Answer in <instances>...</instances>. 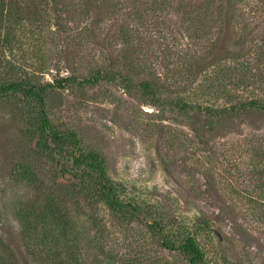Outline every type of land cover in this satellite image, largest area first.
Segmentation results:
<instances>
[{"label":"rangeland","instance_id":"374dc122","mask_svg":"<svg viewBox=\"0 0 264 264\" xmlns=\"http://www.w3.org/2000/svg\"><path fill=\"white\" fill-rule=\"evenodd\" d=\"M155 1L16 0L19 8L3 17L0 85L45 92L44 109L19 89L0 93L6 264H187L154 238V221L175 231L201 225L208 264H264V114L218 122L171 104L220 109L264 99V42L249 50L244 66L191 83L183 59L189 26L169 3ZM254 23L264 32V13ZM208 25L194 30L195 49L209 47L215 29ZM111 59L114 80L69 81L107 69ZM144 81L154 82L157 96L143 92ZM44 115L55 130L75 134L78 147L62 156L40 153ZM90 152L101 155L122 199L144 208L141 217L123 220L76 194L74 154Z\"/></svg>","mask_w":264,"mask_h":264},{"label":"trees","instance_id":"16d2710c","mask_svg":"<svg viewBox=\"0 0 264 264\" xmlns=\"http://www.w3.org/2000/svg\"><path fill=\"white\" fill-rule=\"evenodd\" d=\"M94 1L88 0V3L92 5ZM164 1L169 3L170 8H173L175 13L182 17L189 26L186 29L189 36L185 43L183 59L184 65L189 71V81L191 83L197 82L202 75L211 70L227 66L232 67L233 65H236V67L239 65L240 67L244 66V63L248 60L249 50L257 42H264V32L256 31L255 27L252 28V26L257 25L253 24L255 15L264 13V0ZM15 2L16 0H0L1 26L4 22L3 17H5V14L13 13L16 10V6L19 8ZM23 10L22 13L27 14ZM208 23L215 29L214 34H212V41L209 47H206V50L195 49V44L192 40L197 41L198 39L193 36V32L196 28L200 30L201 25H208ZM209 28L210 26L207 29ZM121 29H124V27ZM115 67L116 62L111 59L108 65L109 69H99L92 72L89 76L79 79V81L75 77H71L69 81L81 86L83 84L95 85L105 80H114L115 77L113 76L115 73L112 70ZM65 82L68 81L59 82L58 88H63ZM139 86L144 93L153 97L157 96L153 81L141 82ZM18 89L24 92L29 99L35 100L44 109V89L17 83L0 85V93H11ZM185 91L187 90L185 89ZM171 104L181 113L188 114L198 111L218 122L227 116H237L250 111L264 114V99L262 98L238 101L230 107L220 109L212 106L191 105L184 99L172 101ZM43 125V128H40L39 132L36 133V146L40 153L49 156L53 154L62 156L66 152H70V147H78L79 140L75 134L55 130L45 115ZM74 155L78 163V167L73 174L76 181L74 185L76 194L83 195L96 203H104L113 212L114 216H118L123 220H133L141 217V214L143 215V207L122 199L117 184L107 174L101 155L97 152H90L86 155ZM17 177L21 180L29 178L27 173H18ZM51 218L53 219V216ZM200 226H184L175 231L154 221L149 227L155 236L154 238L159 240L164 249L179 252L187 260V264H208L206 253L200 240L203 235L199 230ZM0 242L2 246H5V242L1 238ZM62 261L66 264L63 258ZM0 264H6V260L3 257L0 259ZM14 264H21L20 260L14 258Z\"/></svg>","mask_w":264,"mask_h":264}]
</instances>
